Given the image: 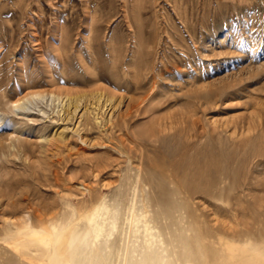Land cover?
Masks as SVG:
<instances>
[{
  "label": "rangeland",
  "instance_id": "374dc122",
  "mask_svg": "<svg viewBox=\"0 0 264 264\" xmlns=\"http://www.w3.org/2000/svg\"><path fill=\"white\" fill-rule=\"evenodd\" d=\"M259 252L264 0H0V264Z\"/></svg>",
  "mask_w": 264,
  "mask_h": 264
},
{
  "label": "bare ground",
  "instance_id": "6f19581e",
  "mask_svg": "<svg viewBox=\"0 0 264 264\" xmlns=\"http://www.w3.org/2000/svg\"><path fill=\"white\" fill-rule=\"evenodd\" d=\"M31 91V90H30ZM33 91V90H32ZM31 91V92H32ZM41 91V90H40ZM27 92V91H26ZM52 95V94H51ZM31 97L30 98H34V97H38V96H41V95H39V93H32L31 95H30ZM25 97V96H24ZM11 100V99H10ZM13 103H14V107H15V109H19V108H21V109H25V108H27V104L28 103H30V100L28 99V98H25V100H21V99H19V100H16V101H12ZM74 103V102H73ZM76 103H74V105H75ZM73 105V106H74ZM77 108V106H75V109ZM86 108V107H85ZM14 109V108H13ZM65 109V108H64ZM107 110V109H106ZM15 112V111H14ZM60 115V114H59ZM61 116V115H60ZM75 116V115H74ZM200 177V176H199ZM206 179V178H205ZM200 180V179H199ZM196 188V187H195ZM96 205H95V203L93 202L91 205H87V206H85L84 207V210L83 211H74V212H72V214H71V216H70V220H79V218L81 217V216H83V215H88L87 213L88 212H90L89 213V215H88V218H87V220H88V222H90L91 223V221L93 220V217H91L92 216V212H93V208L95 207ZM92 211V212H91ZM103 212V211H102ZM130 213H132L131 211H130ZM102 214V213H101ZM115 215V214H114ZM113 215V216H114ZM116 215H117V213H116ZM112 219H113V217H112ZM115 219V218H114ZM113 219V220H114ZM118 219V218H117ZM97 220V219H96ZM139 220V219H138ZM32 222V221H31ZM141 223H144V222H142L141 221ZM148 224V223H147ZM145 225V224H144ZM30 226V223L29 222H24L23 224H22V226L21 227H18L17 228V230L15 231V234L18 236V235H21V238H24V235H26L27 234V228ZM146 226V225H145ZM166 227V226H165ZM150 229V228H149ZM152 229V228H151ZM150 229V230H151ZM149 230V231H150ZM153 230V229H152ZM153 232V231H152ZM146 233V232H145ZM42 235V234H41ZM98 235V234H97ZM28 236V235H27ZM128 236V235H127ZM148 237H149V234H148ZM151 237V236H150ZM43 238V237H42ZM55 238H56V240H58L59 238H60V235L58 234V233H55ZM40 239H41V237H40ZM70 239V238H69ZM73 239V238H72ZM86 239H87V233H85L84 234V236H83V242H86ZM39 240V239H38ZM50 240V239H49ZM42 241H44V245H47V243H48V241L47 240H44V239H41V241H40V243L42 244L43 242ZM71 242V241H70ZM27 243V242H26ZM25 243V244H26ZM127 243V242H126ZM71 244V243H70ZM82 244H84V243H82ZM27 246V245H26ZM58 246V245H57ZM71 246V245H70ZM73 246V245H72ZM88 246V245H87ZM83 247V246H82ZM77 248V247H76ZM75 248V249H76ZM87 248V247H86ZM84 249L83 251L85 252V251H87V249ZM73 250V249H72ZM76 251H77V249H76ZM82 251V253H84ZM65 252H67V251H65ZM135 252V251H134ZM258 252V251H257ZM68 253V252H67ZM71 254H72V251H71ZM135 254V253H134ZM76 256V255H75ZM258 257H257V260L259 261V262H262V263H264V253H258V255H257ZM62 257V256H61ZM67 258V257H66ZM72 258V257H71ZM74 258V257H73ZM73 258H72V264H75L76 262L73 260ZM68 259V258H67ZM75 259V258H74ZM134 259V258H133ZM62 261H63V259H62ZM70 261V260H69ZM165 261V260H164ZM50 262V261H49ZM78 263V262H77ZM124 263V262H123ZM50 264V263H49ZM56 264H57V261H56Z\"/></svg>",
  "mask_w": 264,
  "mask_h": 264
}]
</instances>
